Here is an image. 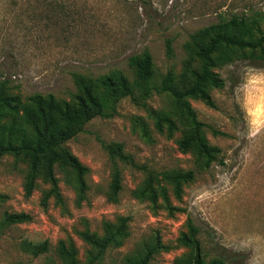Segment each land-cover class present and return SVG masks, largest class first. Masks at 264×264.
<instances>
[{
    "label": "rangeland",
    "instance_id": "rangeland-1",
    "mask_svg": "<svg viewBox=\"0 0 264 264\" xmlns=\"http://www.w3.org/2000/svg\"><path fill=\"white\" fill-rule=\"evenodd\" d=\"M256 12H264V0H0V79L8 78L25 99L37 92L70 99L75 71L101 74L118 67L134 83L129 56L149 50L154 61L145 105L125 97L115 115L95 117L67 142L89 169L86 200L78 202L75 188L57 166L63 201L52 196L44 207L42 196L50 185L39 178L27 196V164L10 154L2 157L0 264H66L58 249L61 242L75 249L79 264H87L91 245L84 233L102 236L105 222L117 223L121 216L130 217L129 236L106 250L103 264H130L157 237L168 248L155 253L150 264H176L190 252L178 241L189 218L200 227L209 255L222 254L227 264H264V61L242 58L216 68L226 80L211 92L217 107L191 99L198 119L210 126V145L221 149L208 168L200 166L193 152L179 148L182 125L169 136L157 129L150 112L178 119L173 98L159 87L169 70L177 79L183 77L186 44L196 30L222 17ZM135 90L143 96L140 87ZM111 142L123 143L148 170H192L195 178L179 198L163 181L169 209L162 198L154 204L134 197L145 172L120 162L123 189L119 201L112 202L107 190L113 164L105 147ZM19 212L31 214L32 220L3 224L6 214ZM25 240H47L49 249L34 256L22 248Z\"/></svg>",
    "mask_w": 264,
    "mask_h": 264
},
{
    "label": "trees",
    "instance_id": "trees-1",
    "mask_svg": "<svg viewBox=\"0 0 264 264\" xmlns=\"http://www.w3.org/2000/svg\"><path fill=\"white\" fill-rule=\"evenodd\" d=\"M168 53L172 54L171 41H167ZM188 57L185 72L177 79L173 70H169L161 81L159 90L169 93L175 102L178 119L157 110H150L155 124L161 132L174 135L180 125L183 126L179 148L184 152H193L203 168H208L219 158L221 149L210 145L207 138L205 122L198 119L191 99L201 100L210 107H217L212 90L222 88L225 78L216 68L233 64L238 59L264 61V12L253 14H234L229 18H221L218 22L196 30L186 44ZM128 66L137 79L133 83L121 68L115 67L108 72L91 74L75 71L72 73L75 91L70 99L56 96L54 93L37 92L28 98L14 92L15 86L8 78L0 79V162L4 155H13L27 164L24 190L27 196L32 195L38 187V179L42 178L50 187L45 190L41 203L47 207L54 196L62 202L59 178L56 174L58 166L66 175L67 181L75 188L78 202L87 199L89 184L87 182L88 167L72 152L67 142L80 133L84 126L97 116L110 117L118 112L120 101L130 96L135 102L145 105L143 100L148 96L154 75L153 56L149 50L135 53L128 58ZM143 90V96L136 95V87ZM143 127L145 126L144 123ZM215 134L223 133L212 128ZM144 136L148 137V129L144 127ZM106 149L112 160L113 169L107 197L118 202L123 189V172L120 162L143 169L145 178L132 191L139 200H148L156 204L162 198L169 209V201L165 181L176 197H181L184 185L193 181L192 170H169L156 172L139 165L134 156L125 150L121 142H111ZM32 220L26 212L6 214L3 224L11 225ZM129 216H121L117 223L105 222L104 234L85 232V240L91 245L87 264H103V257L108 248L119 247L129 236ZM200 227L191 218L187 230L178 238L179 243L190 249L187 255L176 259V264H227L222 254L212 256L205 252L199 238ZM22 248L34 256L45 253L49 249L47 240L34 243L22 242ZM168 248L159 237L147 245L143 253L130 264H150L154 254ZM59 253L66 264H79L76 251L64 242L59 245ZM16 264H24L18 262Z\"/></svg>",
    "mask_w": 264,
    "mask_h": 264
}]
</instances>
